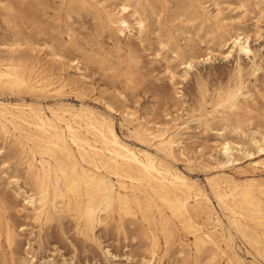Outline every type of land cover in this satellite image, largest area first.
Instances as JSON below:
<instances>
[{
	"label": "bare ground",
	"instance_id": "1",
	"mask_svg": "<svg viewBox=\"0 0 264 264\" xmlns=\"http://www.w3.org/2000/svg\"><path fill=\"white\" fill-rule=\"evenodd\" d=\"M63 1L67 3L68 10L85 11L92 15L102 29L111 31L117 37H130L132 31L139 35L146 31L149 17L159 14L156 6L162 8L169 0H120L115 7L105 6L100 0ZM175 1L182 16L189 21L199 20L200 24H206L216 34L214 39L218 43L216 48L207 47L205 54L196 55L180 48L169 29L165 28L168 43L172 46L171 53L180 59L179 65L183 70L181 81L189 77L196 63L210 61L215 51L225 59L233 58L235 63L233 82L225 88H218V92L211 97L212 110L206 113L220 124L216 133L220 137L216 144L217 157L209 155L216 172L207 176L206 182L218 208L224 212L227 226L205 189L189 177L191 174L186 175L171 163L176 160V149L183 150L180 134L185 127L180 124L188 125L189 122L188 117H182L184 111L179 116H167V122L158 124L126 110L123 115L131 125L128 132L136 138V146L119 136L110 115L105 116L86 105L76 107L62 101L42 105L45 102L0 98V135L5 144L16 146L19 161L24 163L25 173L33 185L27 191L17 187V195L22 196L25 209H29L39 225L55 216L68 218L88 241L96 242L95 229L98 226L108 228L111 220L115 222V229L123 233L126 222L142 229L150 239L147 253L151 256L146 260V256L143 257L144 264H161V258L157 259L155 254L159 246L158 234L163 239L165 252L178 240L181 247L178 253L186 256L185 240L179 235L181 231L192 238L189 241L196 255H205L200 264H221V261L223 264H264V180L258 181L252 176L243 180L235 177V172L237 176L246 172L237 166L241 159H247L248 168L253 170L264 166V112L255 115L250 108L256 104L257 96L264 102V92L255 85L248 86L249 78L255 77L257 71L264 73V66L256 62L258 54L250 47L249 35L240 26L229 24L221 11L212 13L207 6L194 0ZM249 1L241 0V7H247ZM214 3L213 6L218 5V0ZM256 3L264 4V0H255ZM18 39L6 44L3 52L6 56L0 57V91L27 87L61 97L66 88L75 89L74 79H66L64 74H56L48 68L30 66L18 57L21 51L17 48L23 44ZM49 55L61 66L65 62V57L52 47ZM244 57L251 64L247 71L242 62ZM131 59L134 57L129 55ZM67 62L81 79L86 78L76 56ZM112 66L108 69L115 70ZM166 75L176 98L181 100L183 91L180 88L183 86L176 81L177 73L167 68ZM112 76L117 77V74ZM197 85L200 101L208 102L206 95L210 90L203 88L201 83ZM182 104L186 109L185 101ZM106 108L114 110L108 103ZM185 115L189 113L186 111ZM4 149L0 147L1 157ZM3 158L0 169L5 168ZM17 181L13 179L11 185H17ZM18 234L20 232L17 233L9 219L0 214V244L3 239L11 254L13 246L18 243ZM236 240L245 246L246 253L252 257L250 261L240 255L241 248ZM33 257L31 260L11 257V262L29 264L34 261ZM195 264L199 262L195 261Z\"/></svg>",
	"mask_w": 264,
	"mask_h": 264
},
{
	"label": "rangeland",
	"instance_id": "2",
	"mask_svg": "<svg viewBox=\"0 0 264 264\" xmlns=\"http://www.w3.org/2000/svg\"><path fill=\"white\" fill-rule=\"evenodd\" d=\"M194 1L207 6V9L212 13L217 10L221 11L229 24L231 23L234 27L240 26L242 31L249 35L251 49L253 48L252 50L258 54L256 62L258 61V64L264 66V4H255V0H251L248 6L243 8L240 5L241 0H218L216 6H213L215 5L214 0ZM100 2L105 6L115 7L120 0H100ZM161 7L160 5L156 6L158 15L149 17V28L147 27L146 31L140 35L136 31H132L130 37H117L111 31L102 29L99 26V21L89 13L68 10L67 3L63 0H0V46H2L0 47V52H2L0 57L6 56V53H3L6 50L5 45L19 38L18 40L23 44L17 48L22 52L17 54L18 57L30 66L48 68L56 74H64L66 79H74L73 88L76 89L72 92L66 88L61 93V97H58L52 92L42 93L38 90L31 89V91L30 88L21 87L13 91H0V98L12 101L23 99L27 102L41 104L45 102L42 105H52L57 101L76 107L81 104L86 105L105 116L110 115L119 136L131 145L137 144L136 146H138L136 138L128 132L131 125L124 117L126 110L134 112L137 116H145L147 120L158 124L167 122V116L174 117L184 111L182 117H188L187 120L190 124L189 122L188 125L187 123L180 124L185 127L180 134L183 146L181 149L183 150L176 149V160L171 163L186 175L191 174L189 177L205 189L218 215L227 226L224 212L218 208L206 182V177L216 172L215 165L209 159V155L217 157L216 144L220 141V137L216 135L220 124L211 116L208 117L207 114L212 110L211 97L218 92V88H225L233 82L235 63L233 58L225 59L218 54V51H215L216 54H212L213 57L210 61L196 63L189 77L185 81H181L180 75L183 70L179 65L180 59L171 53L172 46L168 43V36L164 32L165 28L169 29L180 48L190 50L200 56L207 52V47L216 48L215 45L218 44L214 39L216 34L211 32L206 24H200L199 20L189 21L185 16H182L175 0H169L166 6ZM130 20L132 21V19ZM119 38L121 39L119 40ZM51 47L65 57L62 66L55 63L54 59L50 57ZM129 55H132L134 59L129 60ZM75 56L81 62L80 66L85 79H81L78 72L67 62ZM243 61L245 63L244 70L247 71L251 64L246 57L242 59ZM110 66L115 67V70L108 69ZM167 68H171L177 73L176 81L183 86L180 88L183 91L181 100H178L174 94V88L166 75ZM112 74H117V77H113ZM262 78H264V73L257 71L255 77L249 78L248 86L251 88V85H255L260 89L259 91L264 92ZM199 83L207 91L210 90L209 94L207 92L208 96L206 95L207 104L200 101L197 85ZM82 92L85 93L82 94ZM182 101H185L186 109L183 108L185 105L182 104ZM106 103L114 110L107 109ZM261 103L264 102H261L257 96L256 104L250 107L254 114L259 115L264 112V107H262L264 104L261 105ZM186 111L189 113L187 116L185 115ZM8 146L0 135V147L5 148L2 157L0 156V167L3 157L5 161V168L0 169V214L9 219L20 235L18 234V241L16 240L18 246L16 243L17 247L13 246V254L2 239L0 264H12L11 257L31 260L33 256L34 261L29 264H144L143 257H147L144 258L145 260L151 258L147 253L150 239L146 234L144 235L142 229L131 226L127 222L124 233L115 229V222L112 220L109 222L108 228L98 226L94 231L96 242L85 240L68 218L60 219L55 216L51 221L42 225L35 222L29 209H25L22 196L17 195V187H20L21 190H30L33 188L32 182L25 173L24 163L19 161L16 146ZM248 163L247 159L239 161L237 166L242 167L246 172L238 176L235 172L236 179L243 180L252 176L258 181L264 180V166L253 170L248 168ZM13 179L18 180L17 185L15 183H12L13 186L11 185ZM39 232L41 233L38 234ZM179 235L185 240L187 251L184 252L186 255L184 257L178 253L181 248L178 245V240L169 245L165 252L163 239L158 234L160 237L158 239L159 246L155 254L157 259L161 258V264H187L186 262L195 264V261L200 264L203 262L205 255H196L192 250L189 241L192 239L190 235L182 231L179 232ZM236 243L241 248L240 255L246 261H250L252 257L246 253L245 246L239 240H236Z\"/></svg>",
	"mask_w": 264,
	"mask_h": 264
}]
</instances>
